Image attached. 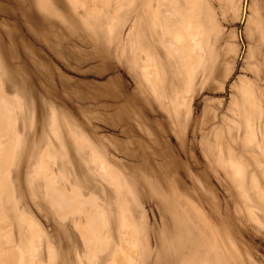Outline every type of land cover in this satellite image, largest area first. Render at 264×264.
Listing matches in <instances>:
<instances>
[{"label":"rangeland","instance_id":"1","mask_svg":"<svg viewBox=\"0 0 264 264\" xmlns=\"http://www.w3.org/2000/svg\"><path fill=\"white\" fill-rule=\"evenodd\" d=\"M104 1L0 0V264H264V0H201L204 53L165 85L140 53L168 63L174 5Z\"/></svg>","mask_w":264,"mask_h":264},{"label":"bare ground","instance_id":"2","mask_svg":"<svg viewBox=\"0 0 264 264\" xmlns=\"http://www.w3.org/2000/svg\"><path fill=\"white\" fill-rule=\"evenodd\" d=\"M86 1H89V0H86ZM92 1L95 2V0H92ZM159 1H161L160 2L161 4L164 2L168 3V1H165V0H159ZM169 1H170L171 5H174L173 6L174 11L173 10L172 11H162V10H160L161 7H159V9L157 8L156 11H153V23L155 25V30H153V34L156 32L155 36L158 37V40H159L158 44H162V48L166 51V53L168 52V56H169L170 60L168 61V63L166 62V64H167L166 65L164 63V61H162L161 48H158V45L155 43H151V41H149L148 44H145V46L141 45L142 49H141V53H140L144 72L147 74V76H152L153 78H155V80H163L164 85H165V77H166L165 72L166 71L168 72V69H170V71H171L170 73L174 77L179 75V70H180L179 68L183 69L185 72H186V70L188 71V68L190 70L192 67L193 60H194V54H203L204 48H205L204 47V16H202V14H204L205 11H200L201 14H198V11H196L197 9H200L199 6H200L201 0H188L191 11H186V10H184L183 7L180 8L177 6L178 3L181 2V0H169ZM145 5L147 6V10H150L151 0H145ZM176 10H178V11H176ZM244 13H245V5L243 3L242 14L244 15ZM158 29H159V31H158ZM191 73H194V71L190 70V74ZM246 81H248V80L242 79L241 87L244 88V87L248 86L249 89L245 88V90L249 91L250 94H253L254 93V90H253L254 86L251 85L250 83H247ZM181 90H182L181 88L179 90L173 89V97H175V95H177V98L180 97L181 96ZM250 101L254 102V98H251ZM247 112H249V111L247 110ZM5 116L3 118L7 119ZM246 121H247V126L252 128L251 129L252 130L251 141H253L252 140V139H254L253 135L255 134L254 128H256L254 121H253V117L250 114H247L246 115ZM5 122H6V120H5ZM6 124H9V123L6 122ZM2 133L3 132H1V134ZM8 157H6V158H8ZM3 163H4V161H3ZM104 168L105 169L108 168L107 164L104 166ZM54 188L56 189V187L51 188L52 191L50 194H53L55 197L61 198L62 200L60 201V204L63 207H69L71 204L66 203V202H68V200L66 201L67 194L61 193V191L56 189L59 192V193H57V191ZM66 191H68V190L66 189ZM75 194H77V191L75 192ZM69 198L70 197H68L67 199H69ZM71 201H72V199H71ZM76 201L77 202H74L75 204L72 205V207L70 206L69 209L72 210V208L75 207L76 203L77 204L80 203L79 199H77ZM83 201H84V198H83ZM71 203L73 204V201ZM59 207H61V206H59ZM67 209L68 208L65 209L66 213H67V211H70ZM99 211H101V210H99ZM71 212H73V211H71ZM102 212H103V214L99 213V215L96 214L97 216H95L96 220H97L96 221L97 226L100 225L101 228H102V225L108 224L107 219H106V215H105V221H104V211H102ZM0 215H2V213ZM3 216H5V214H3ZM126 219H127V217H126ZM88 226L92 227L89 229L93 233V234L91 233L92 238L93 237L95 238V234L97 235V233L95 232L93 226H90V225H88ZM131 227H132V225H131ZM130 229H132V228H130ZM7 230H8V228H7ZM108 237L111 238L110 235H107V238ZM123 242H124V240H123ZM125 242L127 243L128 241H125ZM109 244H110V242L107 239L105 242L102 243V246L101 245L100 246H101V248L102 247L107 248L109 246ZM124 246H126V245H124ZM129 246H130V244H129ZM135 246H134V248H135ZM131 247L133 248V245ZM138 250H140V245L138 247ZM15 251H14V253L18 254V255L15 254L17 256L16 258L19 261L22 258L21 257L22 251L20 250L19 253H18V251L17 252H15ZM129 251H131V250H129ZM12 259H14V258H12ZM114 264H137V263L135 260L128 259L123 253L118 251L116 256H115Z\"/></svg>","mask_w":264,"mask_h":264}]
</instances>
